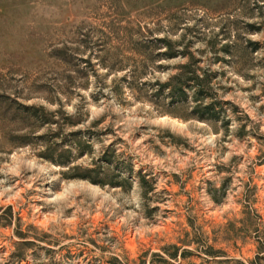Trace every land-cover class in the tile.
Here are the masks:
<instances>
[{"label": "rangeland", "instance_id": "374dc122", "mask_svg": "<svg viewBox=\"0 0 264 264\" xmlns=\"http://www.w3.org/2000/svg\"><path fill=\"white\" fill-rule=\"evenodd\" d=\"M0 264H264V0H0Z\"/></svg>", "mask_w": 264, "mask_h": 264}, {"label": "trees", "instance_id": "16d2710c", "mask_svg": "<svg viewBox=\"0 0 264 264\" xmlns=\"http://www.w3.org/2000/svg\"><path fill=\"white\" fill-rule=\"evenodd\" d=\"M171 54H174V53H171ZM193 77L198 78V75H195ZM165 84H167V86H169L170 83L167 82ZM196 84L199 87H198V89H194L193 94H194L195 100L197 101V100H200L205 95L200 94L201 90H202L201 89L202 84H200V83H196ZM171 86L173 87V89L176 88V86H174V85H171ZM178 89L180 90V92H182L185 95V92H184V89L182 88V86H180ZM204 94H207V93H204ZM192 114L199 119H209V118L214 119L217 117V111H216L215 107L213 106L212 102L203 103V102L197 101L195 103V105L192 107ZM90 170H92V169L88 168V171H90ZM76 176L88 178L92 182H99V183L102 182L101 180L97 179L95 176H92L89 172L88 173H79Z\"/></svg>", "mask_w": 264, "mask_h": 264}]
</instances>
